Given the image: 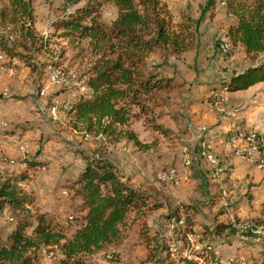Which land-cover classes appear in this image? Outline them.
<instances>
[{
  "label": "trees",
  "instance_id": "trees-1",
  "mask_svg": "<svg viewBox=\"0 0 264 264\" xmlns=\"http://www.w3.org/2000/svg\"><path fill=\"white\" fill-rule=\"evenodd\" d=\"M221 1L233 19L225 37L231 45L240 47L250 62L209 85L213 91L215 84L228 92L246 90L264 81V0ZM34 2L6 0L0 6V50L35 72L34 55L47 50L48 41L54 37L68 39L79 53L88 56V65L79 75L71 77L74 86L68 91L75 94L59 111L74 130L101 134L114 141L125 139L147 148L128 127L134 117L132 107L143 110L147 104L167 105L162 94L168 95L179 83L176 77L164 73L165 57L179 55L191 47L203 15L207 11L213 13L217 0H205L198 18L186 15L179 21L174 20L163 0H43L49 7L55 3L53 10L59 13L50 22L52 32L47 36L34 26ZM106 4L116 9V16L109 23L101 19V9ZM6 24L11 29L3 33ZM81 158L83 168L69 187L79 198L83 216L81 225L70 235L51 215L33 208L29 193L20 184L27 179L26 173L0 178V219L7 221L5 231L4 226L0 227V264H37L38 252L43 248L57 249L60 264H83V255L120 241L121 226L137 221L142 229L146 228V216L163 207L154 194L131 185L108 158L96 153H82ZM39 164L30 162L27 166ZM179 207H167L162 215L167 230L177 227L171 221L179 220ZM182 208L184 227L190 230L195 222L192 214L198 209ZM217 215L202 224L200 241L232 245L242 240L240 235L256 239L257 228H264L260 217L230 222L218 221ZM141 236L145 242L158 240L157 235L148 237L143 231ZM154 247V261L169 264L166 258L170 246L162 240ZM159 253L165 256L159 257ZM193 254L208 264H218L212 245ZM182 262L197 264L187 257Z\"/></svg>",
  "mask_w": 264,
  "mask_h": 264
},
{
  "label": "rangeland",
  "instance_id": "rangeland-1",
  "mask_svg": "<svg viewBox=\"0 0 264 264\" xmlns=\"http://www.w3.org/2000/svg\"><path fill=\"white\" fill-rule=\"evenodd\" d=\"M4 1L0 0V6ZM165 1L175 17L189 15L196 19L200 16L201 6H203L201 4L203 0H190L186 7H184L185 4L177 0ZM54 6L55 3H53ZM53 7H49L43 0H35L34 26L38 32L42 34L52 32L50 22L59 15L53 10ZM115 16L116 9L112 5L106 4L101 9V19L104 22L109 23ZM232 22L233 19L227 15L223 2L217 0L213 13L207 11L203 15L201 23L195 31L191 47L179 55L165 57L166 63L163 65V71L170 77H176L179 86L168 95L162 94L167 100V105L164 107L153 104H147V109L143 110L132 107L134 117L131 118L128 125L135 132L138 141L147 145V148L135 145L125 139L114 141L101 134L94 135L74 130L63 113L59 111V107L64 105L69 98H73L75 94L68 91L74 86L71 76L79 75L88 65V56L79 53V49H76L68 39L54 37L48 41L47 50L34 55L32 62L36 65L37 70L32 77L33 82L36 80L32 88L39 90V86L46 78L44 74L48 76L53 73L54 68L63 71V78L66 81L49 84L43 95L37 91L38 100L34 98L29 103L25 100L26 98L20 97V93L14 95V110L22 112L20 114H24V116L30 115L29 120H24L19 124L29 126L33 131L17 142L18 149L20 144L28 146L24 160H18L21 158L20 155L17 159L7 155L0 144L4 151L0 149V178L10 174L26 173L27 179L20 184L29 193L33 208L51 215L55 221L64 225L68 235L72 234L82 223L83 214L79 210V198L69 187L73 178L75 179L83 168L82 153H96L108 158L124 178H126V174H131L130 178L136 188L151 192L156 200L163 204L162 208L146 216V228L142 229L137 221L126 223L120 227L122 232L120 241L113 245H106L100 251L83 255L81 257L83 264H162L155 262V257H153L156 251L155 244L162 240L170 246V254L166 258V262L169 264H183L182 259L185 257L196 261L197 264H208L204 258L193 254L207 245L215 247L216 257L214 260L218 264H239L240 262H242L241 264H264V228L256 231L258 234L256 239H247L240 235L242 242L235 249L228 248V245H224V248L220 249L219 245L222 244L218 241H200L202 226L200 227L197 222L206 221V219L211 222L214 215L217 213L220 215L225 206L216 205L214 212H210L207 206L200 205L201 201L195 202L194 200L192 202L189 196L194 191L196 193L203 192L206 188L205 183L203 188L198 185V188L195 189L192 178L189 176L184 178L187 171L182 163V158H185L186 155L195 156L199 159L198 163L205 160L200 154L199 143L205 140L209 144V141L200 137L204 130L198 129L196 122L197 114H200V108H203L201 103L206 101V106L208 108L210 106L208 94L211 96L213 92L221 94L219 105L221 110H208L207 112L210 114L211 120L227 110L230 112L255 110L252 105L254 89L241 93L237 98L225 95L226 90L219 84H215V91L212 90L213 86H210L214 79L223 78L230 70H240L250 62L240 47H234L231 44L228 52H219L220 43L227 41L226 28ZM158 57L160 60L161 55ZM6 60L3 62V66L9 67ZM22 67V65L15 67L18 68L20 74H24L26 71ZM262 88L264 89V83ZM236 101L240 105L234 107ZM254 103L256 104V101ZM53 104L57 106L55 116L50 112V107ZM247 116L254 115L247 113ZM243 122H246V118L243 119ZM162 129L165 131L162 132ZM22 162L26 164H21ZM30 162H39L40 164L31 168L27 166ZM193 165L194 173L197 171L203 175L204 169L197 168L196 163ZM171 170L177 174L176 182H168L159 177V174ZM222 191L217 186L211 195L218 197L215 198L217 200L222 199L224 196ZM177 206H180L179 214L183 221L182 206H196L198 209L192 214L195 222L190 230L188 227H184V223L178 225L179 227L177 226L175 231H172L170 227L167 230L162 215L166 212L167 207L175 208ZM192 211L193 209L189 210L191 213ZM218 215L217 220H225L224 217H218ZM256 217L264 220V213L252 218ZM234 219L230 222H233ZM3 226V231H5L7 221L2 218L0 227ZM142 231L147 233L148 237L157 235L158 240L152 239L150 242H145L141 236ZM230 254L233 256H229ZM158 256L165 255L159 253ZM60 260L61 255L57 249L43 248L38 252L37 264H60Z\"/></svg>",
  "mask_w": 264,
  "mask_h": 264
},
{
  "label": "crops",
  "instance_id": "crops-1",
  "mask_svg": "<svg viewBox=\"0 0 264 264\" xmlns=\"http://www.w3.org/2000/svg\"><path fill=\"white\" fill-rule=\"evenodd\" d=\"M163 1L166 2L165 0ZM177 1L185 4L184 7H186L190 2V0ZM204 1L205 0H203L201 4H203ZM168 7L170 10V6ZM171 14L175 21H179L183 17V15L175 17L173 12H171ZM5 60L0 61V144L3 146L5 152L3 151L2 147H0V149H2V151L7 155H10L11 157L17 159L19 157L17 142L21 141L19 140L20 138L29 135V133H31L33 129L24 124H19L24 120H29L30 115L28 114V116H24V114H20L22 112L14 110V95L20 93V97L26 98L25 100L27 101V103H29L34 98H37L38 100L39 95L37 92L38 90L32 88L36 82V80L35 82L32 81L34 72H31L30 68L24 65V63L17 58L13 57L6 60V63L9 67L3 66V62ZM16 65L23 66L22 68L26 70L24 74H20V72L18 73V68H15ZM44 77H46L45 74ZM263 83L264 81L257 82L248 89L242 91H225V95L238 98L241 93L249 91L250 89H254V93L252 94V96H254V99L252 101V105L255 107L254 111L249 110V112H239V110H234L230 112L227 110L225 111V113H220V115L217 114L218 118L216 117L215 119L211 120L210 114L207 113L208 110H218L220 108V104L216 105L214 103L211 94H208V100L210 101L209 108L206 106V101H203L201 103L203 108H200L201 113L197 114L196 126L198 129L204 130V132H202V136L200 137L208 139L211 148L210 152L215 154V157L218 159L219 164L223 169L222 172L217 174L214 173V167L207 163L204 159V161L198 163L199 159L195 156L190 157L189 155H186L185 158H182V163L185 165L187 171V174L186 172L184 174V178L186 179L187 176L191 177L192 182L195 184V189L198 188V185H201L203 188L204 183L206 187L205 190L201 193H196V191H194V193L189 196V199L192 202L194 200L195 202H197V200L201 201L200 205L203 207L207 206L210 212H214V207L216 205L225 206L223 208V211L220 212V215H218V217H224V221H230L234 218L243 220L255 217L256 215L260 216L262 213H264V170L257 168L252 162H249L244 158L234 156L224 143L225 138L228 132L232 130V127L255 130L258 134L261 135L264 143ZM36 85L38 86V84ZM210 92L212 93L213 91ZM219 95L221 97V94ZM254 101H256V104L254 103ZM239 105V102H234V107H237ZM247 113L248 115L254 116L248 117ZM244 118H246V122H243ZM19 159L20 158H18V160ZM193 163H196V165H198L197 168L199 167L204 169L203 175H201V172L199 174L197 171L194 173L195 169ZM21 164L26 163L22 162ZM130 177L131 174H126L125 179L135 187L136 185L132 183L133 180ZM217 186L223 190L222 192L224 194V196H222V199L219 200L215 199L218 197H212L211 195L215 192V188ZM197 223L201 227L202 224L209 223V221L206 219V221L201 220ZM236 242H233L232 245L228 246L227 244L219 245V248L223 249L224 245H226L228 248L235 249V247H239V244L242 241L239 240ZM229 256L233 255L230 254Z\"/></svg>",
  "mask_w": 264,
  "mask_h": 264
},
{
  "label": "built area",
  "instance_id": "built-area-1",
  "mask_svg": "<svg viewBox=\"0 0 264 264\" xmlns=\"http://www.w3.org/2000/svg\"><path fill=\"white\" fill-rule=\"evenodd\" d=\"M11 29V25L6 24L4 29L1 30L3 33H8ZM44 36H47V33L43 34ZM10 39H12V36H10ZM230 47V43L228 41H223L219 45V51L222 53L228 52ZM7 56L5 53H3L0 50V60H4ZM52 65H49L48 67H51ZM55 70L53 73L48 74L46 76L45 80H43V84L39 86V94L43 95L45 94L48 85L49 84H57L62 81H66L65 78H63V71L59 68H54ZM72 75L71 77H73ZM83 87H80V90H83ZM212 98L214 100V103L216 105L220 104L221 97L218 93L213 92ZM68 103V101L66 102ZM50 112L52 115H56L57 113V106L53 104L50 107ZM225 145L230 150V152L236 156L246 159L249 162H252L257 168L264 170V143L263 140L255 130H247L244 128H238V127H232V130H230L225 138ZM200 147V154L205 158V160L214 167V173H220L223 171L222 167L219 164L218 159L215 157V155L210 152V145L207 141L203 140L199 143ZM19 155L21 156V160L26 159V153L28 151V146L26 145H19ZM159 177L162 180L168 181V182H176L177 174L174 170H171L169 172H163L159 174ZM69 218H72V216H69ZM171 225L178 226L183 223L182 218H179V220L171 221ZM262 227L259 226L257 230H260ZM256 232V231H255ZM240 262L239 264H241Z\"/></svg>",
  "mask_w": 264,
  "mask_h": 264
}]
</instances>
